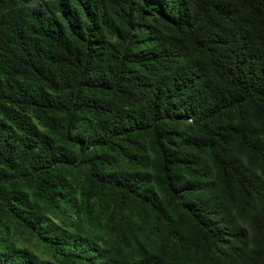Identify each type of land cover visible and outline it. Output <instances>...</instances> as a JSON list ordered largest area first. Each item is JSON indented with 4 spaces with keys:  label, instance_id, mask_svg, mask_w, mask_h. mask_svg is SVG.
Listing matches in <instances>:
<instances>
[{
    "label": "trees",
    "instance_id": "1",
    "mask_svg": "<svg viewBox=\"0 0 264 264\" xmlns=\"http://www.w3.org/2000/svg\"><path fill=\"white\" fill-rule=\"evenodd\" d=\"M0 264H264V0H0Z\"/></svg>",
    "mask_w": 264,
    "mask_h": 264
},
{
    "label": "rangeland",
    "instance_id": "2",
    "mask_svg": "<svg viewBox=\"0 0 264 264\" xmlns=\"http://www.w3.org/2000/svg\"><path fill=\"white\" fill-rule=\"evenodd\" d=\"M49 262H50V260H49Z\"/></svg>",
    "mask_w": 264,
    "mask_h": 264
}]
</instances>
